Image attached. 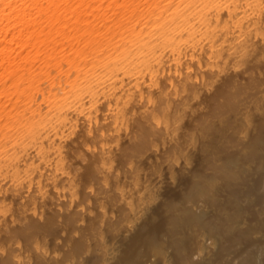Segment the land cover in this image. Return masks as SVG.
<instances>
[{"label":"bare ground","instance_id":"obj_1","mask_svg":"<svg viewBox=\"0 0 264 264\" xmlns=\"http://www.w3.org/2000/svg\"><path fill=\"white\" fill-rule=\"evenodd\" d=\"M261 54L264 0H0V247L29 216H22L25 208L54 206L72 217L90 197L104 211L102 264H109L118 250L105 234L112 209L103 191H117L131 206L133 227L160 192L161 177L151 184L142 178L143 155L145 161L132 158L133 186L117 175L129 125L144 114L152 137L172 136L178 128L172 123L201 99L198 73L209 88L223 78L231 87L243 62ZM157 73L168 88L157 82L152 88ZM253 115L245 116L243 136H250ZM90 166L100 182L84 179ZM89 216H80L81 223ZM18 241L22 252L15 257L24 262L23 250L33 243ZM32 250L28 258L38 262ZM72 257L89 262L86 255Z\"/></svg>","mask_w":264,"mask_h":264},{"label":"rangeland","instance_id":"obj_2","mask_svg":"<svg viewBox=\"0 0 264 264\" xmlns=\"http://www.w3.org/2000/svg\"><path fill=\"white\" fill-rule=\"evenodd\" d=\"M260 56L250 63L243 62L241 67L255 68L236 73L241 82L238 80L231 87L223 78L209 88L210 83L198 73V80L202 78V82L197 81L202 89L201 99L185 115L186 119L181 117L171 124H178L172 136L164 132L161 138L152 137L144 114L129 125L130 143L122 148L117 175L133 186L137 167L132 158L141 159L143 155L146 161L143 158L142 178L151 184L161 177L160 192L158 199L149 200L150 209L139 215L138 224L133 227L131 206L117 191H103L112 209L105 221V234L118 250L109 264H168L167 258L170 264H264V58ZM174 65L169 64L172 72L177 70ZM150 80L154 81L152 88L158 83L156 88H168L165 76L157 73ZM249 111L255 120L246 137L240 129L245 126ZM166 125L161 126L162 130H166ZM91 167L84 179L87 183L97 179L100 182L95 167ZM141 199L139 203H144ZM88 201L85 209L81 207L72 217L54 206L25 208L22 216L31 218L22 223H31L21 228L18 221L17 227L10 230L13 234L5 233L12 237L0 247V264H29L33 248L37 250L38 262L30 260V264H80L72 256L85 255L89 257L87 264H102L106 250L101 224L104 211L96 208L90 197ZM84 213L90 216L81 223ZM65 227L69 228L67 234L61 233ZM21 238L34 244L23 250L27 257L24 262L15 257L18 251L22 252L16 246ZM87 250H91L90 256Z\"/></svg>","mask_w":264,"mask_h":264}]
</instances>
